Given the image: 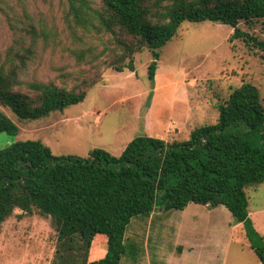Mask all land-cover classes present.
Here are the masks:
<instances>
[{"label": "trees", "instance_id": "trees-1", "mask_svg": "<svg viewBox=\"0 0 264 264\" xmlns=\"http://www.w3.org/2000/svg\"><path fill=\"white\" fill-rule=\"evenodd\" d=\"M70 26L109 33L121 50L111 67L134 72L133 54L147 49L153 84L160 49L183 22H218L232 28L264 61V38L243 30L264 25V0H62ZM127 60V62H124ZM14 71L0 64V106L23 119H38L82 102L85 90L53 82L26 83L31 94L13 90ZM152 91L148 95L150 104ZM213 124L193 128L178 141L141 133L118 156L93 148L87 157L55 156L40 140H19L0 150V228L19 209L49 217L56 232L49 264H119L127 252L125 231L135 216L155 208L183 210L193 202L224 206L241 224L249 246L264 264V238L249 217L247 188L264 182V101L250 82L233 88L217 105ZM18 128L0 108V132ZM102 256H94L93 250ZM131 246V245H130Z\"/></svg>", "mask_w": 264, "mask_h": 264}, {"label": "rangeland", "instance_id": "rangeland-1", "mask_svg": "<svg viewBox=\"0 0 264 264\" xmlns=\"http://www.w3.org/2000/svg\"><path fill=\"white\" fill-rule=\"evenodd\" d=\"M91 3L99 9L102 0ZM240 27L264 38L261 23ZM231 34L230 26L218 22H183L160 49L152 84L149 50L133 54L134 72L115 71L111 63L121 50L111 34L70 26L62 0H0V64L16 74L13 90L31 94L26 83L50 81L86 91L82 102L38 119L0 106L18 128L13 136L0 132V150L33 139L55 156L87 157L93 148L118 156L141 133L183 141L193 128L215 123L217 105L242 82L255 85L264 101V61ZM152 112L156 118L150 121ZM246 195L249 217L264 238V182L247 188ZM55 240L49 217L15 209L1 224L0 264H49ZM124 241L127 252L119 264H262L242 225H234L222 205L155 208L131 219Z\"/></svg>", "mask_w": 264, "mask_h": 264}, {"label": "crops", "instance_id": "crops-1", "mask_svg": "<svg viewBox=\"0 0 264 264\" xmlns=\"http://www.w3.org/2000/svg\"><path fill=\"white\" fill-rule=\"evenodd\" d=\"M152 111V110H151ZM150 115V116H149ZM149 119H150V121H152V119L154 120L155 118H156V114L154 113V112H152V113H149ZM168 123H166V125H167ZM175 128V127H174ZM151 134V133H150ZM151 135H153V134H151ZM153 136H155V135H153ZM155 137H157V136H155ZM125 147V146H124ZM123 147V148H124ZM123 148H122V150H123Z\"/></svg>", "mask_w": 264, "mask_h": 264}]
</instances>
